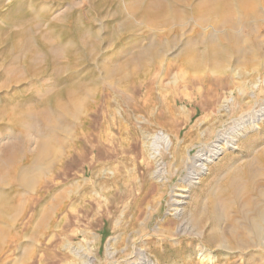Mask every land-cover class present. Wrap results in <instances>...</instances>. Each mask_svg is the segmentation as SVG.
Listing matches in <instances>:
<instances>
[{"label": "rangeland", "instance_id": "rangeland-1", "mask_svg": "<svg viewBox=\"0 0 264 264\" xmlns=\"http://www.w3.org/2000/svg\"><path fill=\"white\" fill-rule=\"evenodd\" d=\"M232 4L0 0V264H264V114L238 122L264 113V22Z\"/></svg>", "mask_w": 264, "mask_h": 264}, {"label": "bare ground", "instance_id": "bare-ground-1", "mask_svg": "<svg viewBox=\"0 0 264 264\" xmlns=\"http://www.w3.org/2000/svg\"><path fill=\"white\" fill-rule=\"evenodd\" d=\"M215 1H218V0H215ZM227 1H229V4H230V1L231 0H227ZM214 2V1H213ZM223 2V1H222ZM187 3V2H186ZM229 6V5H228ZM227 6V3L225 2L224 4L223 3H221V9H219V2L218 3H216L215 5L213 4H207V3H204V4H200V6H199V4H197V5H195V11L197 12V13H200L205 7H206V9H207V12L208 13H217L216 11H218L219 13H222V14H227V8H229ZM232 8L234 9V15H235V19H236V21H237V23H239L238 25H239V29H238V31L237 32H243L244 33V31H246L248 28H250V25L251 24H253V26H254V28H256L257 27V30H260L261 28H260V25H259V22H264V18H263V16L261 15V12H264V0H233V4H232ZM231 7V6H230ZM231 9V8H230ZM236 11V12H235ZM230 12H231V10H230ZM202 13H203V11H202ZM237 14V15H236ZM219 15V14H218ZM224 18H226V16H224ZM198 19V18H197ZM225 20H227V19H225ZM221 21V20H220ZM214 22H216V20L214 19ZM219 22V21H218ZM213 24H215V23H213ZM264 24V23H263ZM218 25V24H217ZM197 26V25H196ZM230 26V25H229ZM248 27V28H247ZM227 28V27H226ZM263 28V27H262ZM220 29V28H219ZM227 29H229V28H227ZM264 29V28H263ZM224 30V29H223ZM260 31H262V29L260 30ZM230 33L232 32V33H234V31H233V28L232 27H230V31H229ZM236 32V31H235ZM249 33V32H248ZM258 33V32H257ZM260 33V32H259ZM263 33V32H262ZM225 35H227L228 36V34H224V38L226 39V41H225V44H224V46L223 47H225L226 45H227V47H228V44H229V47H236L237 45H238V43H239V40L237 39V38H235V36L232 34V38L231 39H229L228 40V38H227V36H225ZM244 37H246V35L244 34ZM245 40H246V38H245ZM228 41V42H227ZM247 42V41H246ZM222 44H223V42H222ZM256 44H258V42L256 43ZM259 46V45H258ZM212 49V54L216 57L217 56V54H218V51H217V48L216 47H212L211 48ZM195 53V52H194ZM193 54V53H192ZM194 56H196V55H194ZM204 57V56H203ZM238 58V57H237ZM200 59V58H199ZM245 60V59H244ZM181 61L187 66V69H189V70H191V69H193V70H198V71H202L203 69L201 68V67H199V66H197L196 67V65L195 64H193V62H192V58H191V56H189V55H187V54H184V57L181 59ZM207 62V61H206ZM195 63V62H194ZM141 64V63H140ZM197 64V63H196ZM199 64V63H198ZM144 65V64H143ZM183 65V64H182ZM184 65V66H185ZM208 67V66H207ZM257 67V66H256ZM255 68V67H254ZM224 69V67H221V65L220 66H218V68L216 69V70H218V71H222ZM215 71V70H214ZM205 72V71H204ZM203 73V72H202ZM181 77V76H180ZM262 83H264V78L262 79ZM256 87V85H254L253 86V89ZM251 92H253V90L251 91ZM54 101V100H53ZM55 101H56V99H55ZM225 106H226V104H225ZM3 108V107H2ZM36 109V108H35ZM65 110V109H64ZM63 110V111H64ZM262 110V109H261ZM37 111V110H36ZM41 111V110H40ZM39 111V112H40ZM259 111V110H258ZM38 112V113H39ZM65 113V112H64ZM14 114V113H13ZM263 112H260V113H256V112H254L252 115H250L249 116V114H248V116L247 117H243V118H241V119H239V121L238 122H240V123H242V124H247V123H252L253 125H256V123L260 120V119H262V116H263ZM24 115V114H23ZM40 115V114H39ZM65 115V114H64ZM247 115V114H246ZM2 120V119H1ZM48 122V121H47ZM237 122V123H238ZM55 124V123H54ZM58 123H56V125H57ZM243 125V126H244ZM59 126V125H58ZM56 129H57V127H56ZM232 131H234V130H232ZM232 133V132H231ZM230 133V134H231ZM227 135V134H226ZM231 136V135H230ZM217 139H216V141L215 142H217V141H219V139H223V137H216ZM226 138H229L230 139V137L229 136H226ZM224 140H225V135H224ZM228 140V139H227ZM158 142H161V144L163 143V145L165 146V147H169L168 145H169V143H170V139H169V136H168V134L167 133H164V132H160L159 133V135H157L156 137H154V139L152 140V143H151V145H152V148H153V150H152V152H150V154H151V158L153 159H156L157 157V152H156V148H157V150L159 149V144H157ZM211 142V141H210ZM226 143H228V142H226ZM62 144V142L61 141H59V145H61ZM224 144V143H223ZM149 145V144H148ZM162 145V146H163ZM218 144H216V143H214L213 144V146H217ZM148 147V146H147ZM38 148H39V150H38V154H37V158H42V156H45L46 155V153L48 152V150L50 149L49 148V145H48V143L46 142V141H43V142H41L39 145H38ZM205 149V148H204ZM221 149L222 148H218V149H213V150H209L210 152L208 153V150H206V151H204V152H201L200 154H198L196 157H195V166H198V169H199V171L196 173L197 175L198 174H200V173H202V171L205 169V165H206V163L207 162H210L211 161V157L212 156H214V155H216V154H219L220 152H221ZM58 150V148L57 149H53L52 150V152H53V154H56V151ZM9 153V152H8ZM156 157V158H155ZM158 162H159V160H158ZM158 162H156L157 164H158ZM4 164V163H3ZM193 164V163H192ZM161 165V164H160ZM159 166V165H158ZM161 169V168H160ZM160 169L157 167V168H155V171H154V175H157V173L160 171ZM195 170V169H194ZM196 172V171H195ZM198 177V176H197ZM197 177H195V178H197ZM194 178V177H193ZM190 179V178H189ZM22 181V180H21ZM23 182V181H22ZM193 182L194 183H196L197 181H195V180H193ZM24 183V182H23ZM233 183H234V181H232V180H230V182H229V186L232 184L233 185ZM186 186H188V184L186 185ZM224 186V185H223ZM178 190H180L179 192H175V193H173L172 195L173 196H175V197H178L177 199H172L171 201H170V204H171V206H174V208H172V210H175V213L174 214H176V216L177 215H182V212H181V208H179V205H181L182 203H184V200H183V198L184 197H186V194L184 193L186 190H188V189H186V188H178ZM173 214V213H172ZM179 226H180V224H179ZM195 227H196V225H195ZM185 229L184 228H181L180 227V231H181V233H179V234H177V235H184L182 232L184 231ZM188 230V229H187ZM195 230V229H194ZM179 231V232H180ZM196 231V230H195ZM227 231V232H226ZM164 232L166 233V235L167 236H170V235H172V234H174V231L171 229V228H166V229H164ZM198 232V231H197ZM210 233H211V229H210ZM212 235V234H211ZM198 236H199V234H198ZM216 236V235H215ZM228 236H232V233L228 230V228H225V229H221V231H220V235L219 236H216L217 238H218V246H221V245H223L224 243L226 244V241H224V240H226L227 239V237ZM200 239V238H199ZM202 239V238H201ZM230 240V239H229ZM175 241V240H174ZM205 242V241H204ZM203 243V242H202ZM228 243V242H227ZM199 246V245H198ZM227 246V245H226ZM246 246V245H245ZM175 247V246H174ZM225 247V246H224ZM159 248V247H158ZM200 251H202V248H200L199 249ZM203 255V254H202ZM201 254H200V257L202 256ZM249 255V254H248ZM141 256V255H140ZM203 257V256H202ZM212 256L211 255H209L208 256V259L209 258H211Z\"/></svg>", "mask_w": 264, "mask_h": 264}, {"label": "crops", "instance_id": "crops-1", "mask_svg": "<svg viewBox=\"0 0 264 264\" xmlns=\"http://www.w3.org/2000/svg\"><path fill=\"white\" fill-rule=\"evenodd\" d=\"M99 240H100V236H99Z\"/></svg>", "mask_w": 264, "mask_h": 264}]
</instances>
